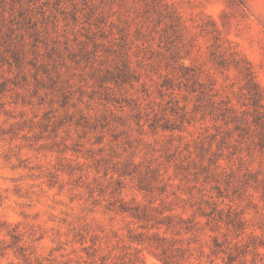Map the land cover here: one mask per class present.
<instances>
[{
	"label": "rangeland",
	"instance_id": "obj_1",
	"mask_svg": "<svg viewBox=\"0 0 264 264\" xmlns=\"http://www.w3.org/2000/svg\"><path fill=\"white\" fill-rule=\"evenodd\" d=\"M0 264H264V0H0Z\"/></svg>",
	"mask_w": 264,
	"mask_h": 264
}]
</instances>
